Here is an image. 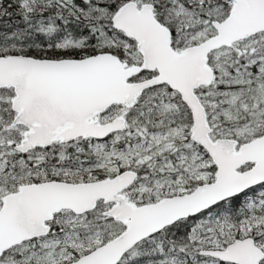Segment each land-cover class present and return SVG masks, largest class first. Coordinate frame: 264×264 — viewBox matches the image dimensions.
Segmentation results:
<instances>
[{"label":"snow or ice","instance_id":"snow-or-ice-1","mask_svg":"<svg viewBox=\"0 0 264 264\" xmlns=\"http://www.w3.org/2000/svg\"><path fill=\"white\" fill-rule=\"evenodd\" d=\"M0 264H264V0H0Z\"/></svg>","mask_w":264,"mask_h":264}]
</instances>
